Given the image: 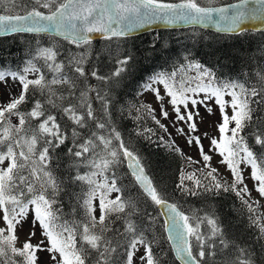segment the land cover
<instances>
[{"label": "snow or ice", "instance_id": "obj_1", "mask_svg": "<svg viewBox=\"0 0 264 264\" xmlns=\"http://www.w3.org/2000/svg\"><path fill=\"white\" fill-rule=\"evenodd\" d=\"M215 2L0 0V34L46 33L62 37L79 49L62 53L58 47L44 46L37 40L20 66L0 68V84L9 91V102L0 106V220L4 225L0 227V264H40L38 253L45 251L49 254L47 264H160L153 251L155 237L149 240L144 227L132 219L139 212L137 200L118 186L116 169L125 163L143 195L164 210L161 215L166 216V239L181 264H217L218 257L219 264H256L252 247L230 240L217 216L207 212L203 216L198 212L185 214L176 203H170L147 175L141 156L126 145L114 126L112 91L119 86L132 56H117L118 66L110 75H101L94 65L89 66L94 55L93 34L105 40L128 37L158 21H230V30L235 31L246 18L264 20V7H246L249 3L264 6V0H240L239 4L223 7L212 6ZM95 55L98 58L99 54ZM188 67L196 70L194 76L178 79L175 71H160L148 78L143 89L155 93L158 101L167 97L176 120L186 123L189 133L197 131V119L203 120L198 106L203 105L212 115L213 108L206 102L214 101L220 114L216 125L219 138H210L209 150L222 157L220 163L226 165L233 181L228 184L218 178V169L211 167L212 156L204 151L201 138L190 136L188 143L199 146L204 169L208 170L182 171L177 187L190 196L234 192L247 210L250 224L257 229L256 242H262L264 212L260 211L259 201L250 199L241 165L250 167L255 190L264 198V152H254L244 134L251 125H264V68L251 74V82H242L221 81L199 63ZM89 77L100 81L102 87L91 85ZM9 81L20 86L18 96L11 93ZM156 85L163 87V96ZM93 101L99 102V109L93 108ZM28 104L31 106L24 107ZM132 107L137 113L146 110L161 128L165 127L156 120L150 105ZM161 114L168 118L163 103ZM179 131L186 134L183 129ZM253 135L255 144L264 148V131ZM69 140L67 153L74 158L72 165L77 169L72 179L85 187L76 198L77 208H73L71 218H64L55 207L62 183L51 164L54 150ZM187 159L190 164L198 163L191 157ZM81 167L87 171L81 173ZM185 181H191L192 186ZM112 193L117 195L112 198ZM77 209L82 215L77 216ZM30 214L32 230L17 246L18 228ZM116 221L121 222L122 231L114 227ZM205 225L206 231L202 230ZM37 226L44 239L33 244ZM140 247L144 253L137 256ZM260 247L264 251V243Z\"/></svg>", "mask_w": 264, "mask_h": 264}, {"label": "trees", "instance_id": "obj_2", "mask_svg": "<svg viewBox=\"0 0 264 264\" xmlns=\"http://www.w3.org/2000/svg\"><path fill=\"white\" fill-rule=\"evenodd\" d=\"M37 40L41 45L58 47L62 53L68 49L79 51L64 39L57 37L15 34L0 38V68L15 69L20 66L29 58V50L35 46ZM91 48L94 55L89 61V66L94 65L101 75H110L115 70L118 66L115 62L117 56L123 58L125 53L132 56L127 71L119 78V86L112 91L114 103L111 107V120L126 145L141 156V162L157 189L165 194L169 202L176 203L185 214L198 212L203 216L207 212L217 216L227 237L240 246H251L255 251L256 264H264V251L260 247V243L264 241L256 242L257 229L250 224L249 214L236 194L229 191L219 195L190 196L182 192L177 187L182 171L191 173L197 169H208H204L200 164H190L181 151L175 150L177 148L170 143L164 129L152 119V114L144 109L137 113L132 107L146 105L141 99L140 91L151 75L160 71H175L178 79L191 77V74H196L195 69L188 67L192 63H199L211 69L221 81L239 79L242 82H251V74L259 68H264V31L223 35L199 28L161 30L134 37L96 40L92 42ZM97 53L98 58L95 55ZM88 82L97 88L102 87L100 81L94 78L89 77ZM92 103L94 109L100 108L99 102ZM138 116L140 119L136 118ZM64 122L61 120L62 124ZM145 129L151 131L146 132ZM257 131H264V125H251L245 129L244 134L249 146L259 154L264 152V148L255 144L253 133ZM138 132L142 135H138ZM70 146L71 140L55 149L51 164L54 175L62 183L63 190L55 207L60 209L64 218H71L73 208H77L76 198L85 187L81 182L72 179L77 169L72 165L74 158L67 153ZM79 171L83 173L87 169L81 167ZM116 172L118 186L125 189V195L132 196L138 202L139 212L132 219L144 227L145 236L149 240L153 237L156 239L153 251L159 256L160 264H180L166 239L164 219L158 206L143 195L126 163L120 165ZM197 175L200 173L197 172ZM185 184L192 186L191 181H185ZM245 198L248 199L247 196ZM79 215L82 213L77 209V216ZM114 227L122 231L120 221H116ZM202 230L206 231V225L202 226Z\"/></svg>", "mask_w": 264, "mask_h": 264}, {"label": "rangeland", "instance_id": "obj_3", "mask_svg": "<svg viewBox=\"0 0 264 264\" xmlns=\"http://www.w3.org/2000/svg\"><path fill=\"white\" fill-rule=\"evenodd\" d=\"M176 1L179 2V0H168V2ZM228 0H216L215 5L222 4L224 2H227ZM191 76H194L191 74ZM33 78V77H30ZM9 85L11 86V93L13 96H18L20 93V86L18 84L13 85L11 81H9ZM155 87L159 88L161 91V95H164L163 87L161 85H156ZM141 93V99L146 105H150L151 108L155 109L154 115L156 117V120L160 121V124L164 125L163 128L165 131V134L170 141V143L175 147L178 148L186 158L191 157L193 161H198V163H191L194 166L197 165H203L204 162L202 159V156L199 152V146L193 142L191 145L188 143L189 137H195L199 136L201 138V143L203 145L204 151L212 156V160L210 161L211 167L218 169V177L222 181H227L229 184L232 183L233 177L230 173V171L227 169L226 165H223L220 163L222 157L218 155L215 151H210V138L216 137L219 138V132L216 127V125L220 122V114L218 110V106L215 105L214 101L209 100L206 103L209 104L213 108V114L209 115L206 112V109L203 105L198 106V111L200 115L203 117V120L197 119V131L189 133L187 124L181 121L176 120L175 113L173 111L172 106L168 103V98L165 97L163 101H158L155 97V93L151 91H140ZM201 97H197V99H200ZM9 102V91L6 90L3 84H0V106H2L4 103ZM161 103H163L164 110H166L169 115L168 118H164L161 114ZM181 111L184 112L185 110L183 107L181 108ZM229 115L231 114V110L229 109ZM179 129H183L184 133L181 134ZM205 133H207V136H205ZM241 168L243 170V175L245 177L244 184L247 185L248 189L250 190L251 196L250 199L252 201H259L260 204V211L264 212V198L260 197L258 192L255 190V181L251 179V169L250 167L246 165H241ZM117 195V193H112V198H114ZM249 198V197H248ZM97 215L99 213L97 212ZM32 215L30 214L28 216L27 221L23 224L22 228H18V236H19V242L17 246H21L22 243L28 238L29 231L32 230ZM3 222L0 220V227H3ZM35 236L32 237L31 243L37 244L39 241L43 240L44 237L41 235V230L39 226H37L35 229ZM144 249L143 247H140L139 251L137 252V256L143 255ZM38 255L40 256V264H47V261L49 260V254L45 252H39Z\"/></svg>", "mask_w": 264, "mask_h": 264}, {"label": "water", "instance_id": "obj_4", "mask_svg": "<svg viewBox=\"0 0 264 264\" xmlns=\"http://www.w3.org/2000/svg\"><path fill=\"white\" fill-rule=\"evenodd\" d=\"M239 2L232 3V4H239ZM227 5H230V4H224V5L215 6V7H223V6H227ZM246 7L247 8H253V7L260 8V7H264V6L254 5V4L249 3ZM232 11H235V10L233 9ZM216 15H218V14H216ZM191 28H199L202 30H207V31H211V32H215V33L223 34V35H240L241 33L245 32V31H254V32L264 31V20H262V19L253 20V19L246 18L244 20V22L240 25V27L237 28L235 31L230 30L231 29L230 21H220L219 23L206 22V23H202V24L186 23L183 21L176 22L174 24H167L163 21H158V22L149 24L143 28H139V29L135 30L128 37L140 36L143 34L161 31V30H183V29H191ZM15 34L46 35V36H53V37L63 39L62 37L54 36V35L46 34V33H39V34H37V33H15ZM15 34H0V38L12 36ZM123 38H127V37H123ZM102 39L103 38H101V36L99 34H93V41L102 40ZM146 173H147V171H146ZM147 175L149 176L148 173H147ZM158 208L160 210V213L164 211L162 208H160V207H158ZM162 217L165 221L166 216L162 215ZM166 235H167V233H166ZM174 256H175V253H174ZM175 258H176V256H175ZM176 260L181 264L180 260H178L177 258H176Z\"/></svg>", "mask_w": 264, "mask_h": 264}, {"label": "flooded vegetation", "instance_id": "obj_5", "mask_svg": "<svg viewBox=\"0 0 264 264\" xmlns=\"http://www.w3.org/2000/svg\"><path fill=\"white\" fill-rule=\"evenodd\" d=\"M239 0H228L227 2H224L222 4H219V5H223V4H229V3H234V2H237ZM172 2H176V1H172ZM216 6V5H215Z\"/></svg>", "mask_w": 264, "mask_h": 264}]
</instances>
